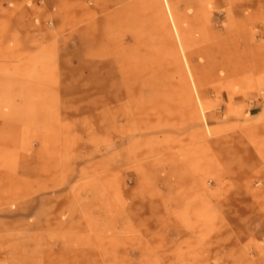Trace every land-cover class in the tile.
Segmentation results:
<instances>
[{"label":"rangeland","instance_id":"374dc122","mask_svg":"<svg viewBox=\"0 0 264 264\" xmlns=\"http://www.w3.org/2000/svg\"><path fill=\"white\" fill-rule=\"evenodd\" d=\"M0 264H264V0H0Z\"/></svg>","mask_w":264,"mask_h":264}]
</instances>
